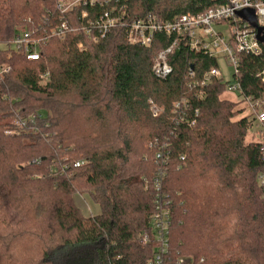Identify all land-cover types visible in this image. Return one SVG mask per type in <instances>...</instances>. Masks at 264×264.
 I'll use <instances>...</instances> for the list:
<instances>
[{"label": "trees", "instance_id": "16d2710c", "mask_svg": "<svg viewBox=\"0 0 264 264\" xmlns=\"http://www.w3.org/2000/svg\"><path fill=\"white\" fill-rule=\"evenodd\" d=\"M58 1L0 0V43L53 27ZM228 1L121 2L129 22L150 11L164 20L198 15ZM105 9L86 7L90 17ZM260 36V52L237 54L233 76L240 99L252 103L264 99ZM174 39L157 32L150 46L134 45L113 27L97 42L79 31L50 38L35 61L0 49L11 67L0 79V264H148L154 246L141 236L155 203V140L170 153L161 183L171 216L165 263L264 264L262 141L245 140L256 117L234 119V103L220 98L224 82L202 83L218 59L183 41L168 57L171 74L156 78L154 58ZM43 72L49 79L40 85ZM148 99L162 109L158 117ZM181 99L184 120L173 113ZM30 114L34 122L18 124ZM81 193L98 214H81Z\"/></svg>", "mask_w": 264, "mask_h": 264}, {"label": "built area", "instance_id": "2783aa9c", "mask_svg": "<svg viewBox=\"0 0 264 264\" xmlns=\"http://www.w3.org/2000/svg\"><path fill=\"white\" fill-rule=\"evenodd\" d=\"M122 0H59L55 3L58 12L59 22L53 27L43 29L38 33V28L24 29L19 31L9 42L4 43L7 48L2 50H14L21 53L27 60H38L40 57V47L48 42L50 38L63 39L69 32L85 33L90 40L97 42L105 37L113 27H123L126 31L128 42L134 45L150 46L155 33H164L167 36L174 35L170 46L159 51L151 72L157 78L165 79L171 74V67L168 57L177 47V41L185 42L190 49L203 51L209 57L218 59L222 57L234 70L233 76L237 73L239 53H249L256 55L261 50L260 42L256 39V29L250 26L249 22L239 17L237 12L243 9H253L256 23L264 26V0H229L225 5L215 6L206 11L193 15L185 13L182 16H175L169 20L161 19L156 12L150 11L138 19L125 22L124 4ZM105 7L96 17H90L86 7ZM76 7H82L78 15L72 16V11ZM225 27V28H223ZM80 49L84 47L78 44ZM11 71L9 65L0 63V79ZM188 77L193 83L194 72L188 71ZM222 81L221 71L218 65L211 68L203 77L202 83H207L212 79ZM48 72L40 75V85L48 81ZM225 91L239 95L240 85L233 79V82L226 83ZM201 97V95H199ZM151 116L158 117L162 112L150 99ZM188 101L181 99L174 103L173 113L179 115V120H184L183 110L186 109ZM183 109V110H182ZM196 114V112H195ZM256 120L264 126V111L255 113ZM35 114H30L26 118L17 119L18 124L27 126L34 122ZM157 146L155 159L158 163L157 170L153 176L152 186L155 188L154 209L151 213L150 227L141 236L144 245L151 243L154 252L149 258L148 264H166L165 257L168 253V239L171 216L168 202L163 201L161 195V183L168 166L170 153L166 142L158 143L157 140L151 143ZM259 155L264 160V140L260 145ZM81 162L76 161L75 166ZM260 184L264 185V168L258 175ZM264 201V195L262 196ZM186 259L179 258L178 263H184Z\"/></svg>", "mask_w": 264, "mask_h": 264}, {"label": "rangeland", "instance_id": "374dc122", "mask_svg": "<svg viewBox=\"0 0 264 264\" xmlns=\"http://www.w3.org/2000/svg\"><path fill=\"white\" fill-rule=\"evenodd\" d=\"M225 28V27H223ZM7 48V45L0 43V49ZM218 69L222 74V81L229 83L233 82V72L231 66H229L226 60L222 57L218 58ZM221 99L232 101L234 103V109L238 111V115L234 119L241 118L245 115H249L250 118L255 117V113L259 111H264V99L258 103H252L248 100H242L235 93L224 91L220 95ZM256 119V118H255ZM254 123L251 126V129L247 132L245 140L247 141H262L264 140V126L261 123H258L257 120L253 121ZM260 184V180H258ZM263 185V184H260ZM75 203L78 205L81 214L84 217H89L90 215H96L99 213V206L94 203L87 194H75L74 195Z\"/></svg>", "mask_w": 264, "mask_h": 264}, {"label": "water", "instance_id": "95a60500", "mask_svg": "<svg viewBox=\"0 0 264 264\" xmlns=\"http://www.w3.org/2000/svg\"><path fill=\"white\" fill-rule=\"evenodd\" d=\"M239 17L244 18L245 20H247L250 24V26H252L253 28L256 29L257 33H256V38L261 40L263 39V37L260 36L261 32L264 31V26H259L256 23V18H255V12L253 11V9H243L240 12H237Z\"/></svg>", "mask_w": 264, "mask_h": 264}]
</instances>
